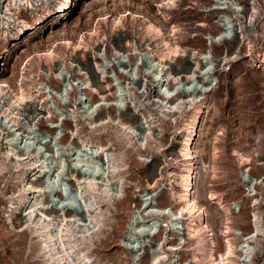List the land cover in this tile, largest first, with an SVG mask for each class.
Masks as SVG:
<instances>
[{"label": "rangeland", "instance_id": "1", "mask_svg": "<svg viewBox=\"0 0 264 264\" xmlns=\"http://www.w3.org/2000/svg\"><path fill=\"white\" fill-rule=\"evenodd\" d=\"M11 1L14 0H5L4 3L13 8ZM23 1H16L20 6L12 13V21L0 19V80L8 81L14 93L17 92L20 81L23 87L41 82L45 91L49 89L56 92L58 83L52 79L47 80L48 77L43 75L37 77L38 69L43 67L45 60L38 57L31 60L29 58L36 51L43 54L45 49L52 48L64 38L76 44L81 36L84 42L78 51L59 44L54 52L65 58L66 62L68 59L69 62L73 61L78 54L84 55L83 62L79 61L83 66L94 62L93 52L96 53L98 48L102 51L105 47L107 60H96L109 69V78L106 79L109 85L104 82L101 84L102 94L109 98L110 93L114 91L112 84L115 83L124 86L126 90L128 88L131 93L138 87H141V90L145 87L147 90L143 95H138L136 101H139L137 106L140 112L148 116L151 129L149 132L137 130V137L132 139L134 136L117 124L123 122L132 126L138 120V115L130 113L129 106H125L123 110L100 106L92 118H82L80 111H85L86 106L91 110V104L96 105L99 97L95 93L84 94V90L78 92L84 87L83 78L86 76L79 78L74 75L76 71L69 68V82L76 83L72 86L69 97L79 111L74 109V114L69 112V121H62L61 127L64 131L57 140L61 145H66L69 143V133L76 130L77 139L84 137L90 141L91 150L87 151L90 157L94 155L99 144L106 149H112L122 169L121 175L134 192L133 202L128 209L120 212L101 199L105 220L102 230L106 236L115 231L109 245L102 248L89 246L86 252L91 257V262L105 264L107 259L111 258L107 264H131L126 255L127 251L120 245V240L124 238L129 218H132L138 223L137 226L148 221L156 225L152 229L143 226L148 232L151 230L150 233L155 232L157 235L156 241H151L153 247L148 246L144 252V264H148L155 251L164 252L165 257L161 264H207L206 258L210 249L217 257L223 253L227 240L234 251L227 261L231 264H242L244 255L240 249L244 245L243 241L254 232L253 215L259 213L264 218V0H233L242 7L240 14L227 9H215V1L220 0H178L175 6L167 10L157 6L161 0H124L122 4H114L112 1L102 3L100 0H28L21 5L19 2ZM1 2L2 0L0 15L4 17L1 13ZM253 4L256 7L252 25L254 32H249L244 39L237 33L233 40H225L219 44L212 41L219 32L218 23L225 15L235 18L237 23H243L245 18L253 13ZM161 11H165L168 17L163 18ZM120 15L125 17L122 24L116 27L113 23ZM103 17L105 21L100 19ZM147 22L158 27L163 36L152 37L146 29ZM62 31L64 35H61ZM119 34L130 42L135 41L139 48L128 57L124 53L122 61L125 66L120 64L113 52L117 40L123 39ZM49 36L51 39L46 42ZM163 40L170 46L178 45L187 51L193 50L200 56L206 54L211 58V74H204L197 82L201 91L204 87L209 89L204 93L199 92L201 110L198 117L201 132L197 133L194 143L191 177L193 188L190 192V197L205 208L202 220L209 225V232L200 230L201 223L193 221L191 224L195 232L191 234L187 215L183 213L182 219L177 218V210L183 207V202L175 198L181 192V177L186 174L189 166V161L180 150L184 134L183 124L185 120H190L193 114L187 110L182 116L176 114L175 118H164L160 101L153 104L151 102L163 98L157 82L150 75L152 65L149 59V64H146L145 58L148 56V49L153 48L158 50V60L168 61L166 56H162L164 53L159 52L164 48ZM122 44L125 46V43ZM126 49H131V46L124 47L122 51ZM125 71L134 72L133 76L129 79L123 73ZM204 71L205 69L202 72ZM206 77H209V80L205 84ZM79 94L84 97L82 103H79L82 98ZM41 95L44 97V94ZM147 95L151 98L146 105L147 98H144ZM56 105L60 106L57 102ZM98 116L105 119V122L102 125H99V122L94 123L96 127L90 129L88 122H94ZM2 121L3 116L0 114V124H3ZM59 129L60 126L57 130ZM2 141L0 138V142ZM141 141H145V145L140 149L138 146ZM2 146L4 145H0V148ZM19 146H24L23 141ZM68 150L58 148L47 152L50 155L48 161L53 165L52 170L56 169L53 162L55 157L62 156L69 160ZM139 152L145 153L148 158L139 156ZM101 158H104V154ZM33 168L35 167L32 166L22 175L14 172L15 169L11 166L0 172V177L6 173L2 184L0 179V264H49L39 251L41 244L37 241L36 234L30 231L33 228L22 226L15 230L9 217L15 210L14 207L19 206L18 199H14L19 194L17 179L23 180L22 184L27 183L31 179L32 171L37 170ZM64 170L59 174V182L65 184V191H62L63 187L59 183H49L45 192L39 196L33 194V197L29 189L27 192L31 194L23 200L17 213L30 205L34 198H38L41 205L47 204L48 210L56 208L61 216L79 209V206H73L70 202L71 199L79 200L75 191L79 186L74 181L65 180L69 171L66 167ZM154 172L157 173L156 188L148 194L145 190L146 182ZM73 173L76 174L75 171ZM48 175H42L39 180L48 183ZM170 183L172 185H169ZM171 189L175 192L174 196L170 194ZM46 190L50 191V196ZM157 207H167L168 214L161 217L152 216L151 211L158 209ZM24 213L23 211L22 214ZM113 216L117 218L110 219ZM137 226L133 230L135 233L132 231L136 241L145 235V231L139 232ZM226 227L229 228L228 233ZM166 237L168 240H165ZM250 241L248 254L251 257L248 264H264V230ZM170 244L173 245L172 249Z\"/></svg>", "mask_w": 264, "mask_h": 264}, {"label": "bare ground", "instance_id": "2", "mask_svg": "<svg viewBox=\"0 0 264 264\" xmlns=\"http://www.w3.org/2000/svg\"><path fill=\"white\" fill-rule=\"evenodd\" d=\"M4 1L2 0L1 2V13H3L4 17H1L0 15V19L2 21H7L9 19L12 21V13L16 8L19 9L20 5H17V0H14L13 2L11 1V3H13V8H10V4L7 5ZM26 1L28 2V0H24L19 3L24 5L23 3H26ZM109 1H112L114 4H117V2L118 4H122L124 2V0H100L102 3H107ZM177 1L178 0H161L159 4H156L159 8L167 10L175 6ZM214 8L227 9L238 14H240L242 10V7L238 6L233 0L215 1ZM252 10L253 13L251 12L250 16L248 18L246 17L243 23H237L234 20L235 18L232 19L230 16L225 15L218 23L220 29L212 38V41L219 44L225 40H233L237 33L241 34L243 37L242 39H244L249 35V32H254L252 29L254 14H256V7L254 4ZM128 14L130 15L132 13ZM160 14H162L163 18L168 17V14L165 11H161ZM132 16L136 17L133 14ZM124 17L125 15H120L114 20L113 24L118 27L122 24ZM100 19L105 21V17ZM146 25V29L152 34V37L163 36L162 31L158 27L151 23L148 24V22ZM120 31L121 30H119V32ZM94 32L97 31L94 30ZM61 35H64L63 31L61 32ZM119 35V37H123V39L117 40L116 45L113 47V52L115 58L120 60V64L124 65L125 62L122 61L124 53L128 57V55L132 52L135 53L139 48L135 41L130 42V40H127L122 34ZM50 39L51 36L47 38L46 42ZM83 42L84 40L82 36L76 44H72L70 40L64 38L61 42H57L53 45L52 48L49 47L45 49L43 54L33 51L34 54L31 56L28 55L30 56L29 60L34 57L45 60L43 67L40 70L38 69L39 74L37 77L43 75L44 77H48L47 80L51 81L52 79L58 83L56 92H51L49 89L45 91L44 87L41 86L44 84L41 82L33 83L32 81L33 84L31 86L23 87L20 81L17 92L14 93L11 86L8 84V81L5 79L0 80V114L3 116V124H0V138L1 141H5L0 142V145L5 146L0 148V172L11 166L15 169L14 172L22 175L25 171L30 170L32 166L37 168L36 171H32L31 179H29L27 183L22 184L23 180L20 178L17 179L19 182V194L14 197V199H18L19 206L16 205L14 207L15 210H13V213H11L9 217L15 230L22 226L33 228L30 231L36 234L35 237L41 244L39 251L49 264H94L93 261L91 262V257L87 254L86 250L89 246L102 248L109 245L108 243L113 239V233L115 231L114 230L106 236L105 232L102 230L105 226L103 223L105 220L102 213L104 205L100 204L101 199H103L106 204L111 205L115 211L120 212L121 210L128 209L129 205L133 202L134 195V192H132L133 188L126 184L125 179L121 175L122 169L119 167L117 163L118 158L112 149H106L105 146L99 144L94 151V155L90 157V155L87 154V151L91 150L90 141L84 137L77 139L76 130L69 133L70 139L69 143L66 145H61L57 140L61 135V132L64 131L61 127L62 121H69V112L74 114L75 110L79 111V108L75 107V103H72L69 97L72 86H75L76 84H71L69 82L71 78L69 68H73L76 71L74 72V75L79 78L86 76L85 79L83 78L82 85H84V87H81L78 92L84 90V94L87 92L95 93L99 97L96 105L95 103L91 104V110H88V107L86 106L85 111H80V115L83 119L88 117L92 118V115L96 113L100 106H104L105 108L115 107L117 110H123L125 106H129L131 109L130 113L138 115L139 118L132 126L126 125V123L123 122H117L119 127L134 136L132 139L138 134L137 130L139 132H149L151 129L150 121L147 120L148 116L140 112V109L137 106L139 101H136L138 95L141 96L143 93L147 92L145 87L143 90H141V87H138L134 93H131L128 88L126 90L124 86L121 87L119 83H115L112 84L111 88H113L114 91L110 93L109 98L102 94L103 89L101 90V84L103 82L107 83L106 79L109 78V69L108 67H103L102 63H99L96 60L101 58L107 60L105 47L102 51L99 48L96 53L94 51L93 54L95 61L88 64L83 63L85 64L83 66L79 61L83 62L84 55L78 54L73 61L69 62L68 59V62H66L65 58L60 55L58 56L56 52H54V49L59 44L67 49L71 48L72 50L78 51L79 48H82L80 45ZM122 43H125V46H123ZM162 43L164 48L159 52H163L164 54H162V56H166L168 61L165 60V62H163L158 60L156 57L158 50L153 48L148 49V56L145 58L146 64H149L147 60L149 59V62L152 65L150 75L157 82L158 90L163 98L161 100L154 99L151 102L153 104V102L158 103L160 101V108L162 109V115L164 118L169 117V119H172L170 117H174L176 114L182 116L187 110H190L193 114L191 119L185 120V123L183 124L184 134L181 139L180 150L182 151L183 156L189 161V166L187 167L186 174L181 177V192L176 198L174 197L175 200L183 202V207L177 210L178 216L177 213H175V217L177 216V218L179 217V219H182L184 215H187L186 220L190 223L191 234L195 232V228L192 227L191 224L193 221L201 223L199 226L200 230L209 232V225L202 220V217L206 212L205 208L199 205L194 198L190 197V192L193 188L191 177L193 174L192 168L194 166L193 161L195 155L194 143L197 135L201 132L200 120L198 117L201 110L199 92L204 93L209 89L204 87L201 91V87H199L197 82L200 78H203L204 74H211V58L206 54L200 56L193 50L187 51L178 45L170 46L165 40H163ZM126 46H131V49L122 51ZM204 69L205 71L202 72ZM123 73L130 79L134 72L128 73L125 71ZM208 80L209 77H206V80L204 81L205 84ZM107 85L109 84L107 83ZM34 92H36V94H34ZM47 92L53 95H49ZM127 92L129 93L127 94ZM41 94H44V97ZM79 95L82 97L81 94ZM131 96L133 99H131ZM150 98L151 97H148V95L144 98L146 99L145 101H147L145 103L146 105L150 101ZM83 99L84 97L80 98L79 103L84 101ZM56 102L60 106H57ZM108 120H110V117H108ZM98 122L99 125H102V123L105 122V119L98 116L94 122H88V127L93 129L96 127V124L94 123ZM47 123L52 125L48 126ZM58 126H60L59 130H57ZM63 133L62 136L65 135V132ZM22 141L24 146L21 148L19 145ZM144 145L145 141H141L138 147L141 149ZM58 148H65V150L69 149V160L62 156L55 157L56 160L53 162L56 169L53 168L54 170H52L51 168L53 165L51 166L48 161L50 155L47 154V152H53V149ZM102 154H104V158H101ZM57 155L59 156V154ZM87 155L89 157H87ZM139 156L144 157L145 159L148 158L145 153H140ZM71 157L73 158L71 159ZM103 159L105 162H103ZM71 160L74 162L72 163ZM142 161H144V159ZM105 163L106 167H104ZM65 167L66 170L69 171L66 174L67 178H65V180L74 181L79 186L75 189L79 196V200L71 199L70 201L71 205L79 206V209L76 208L77 210L75 209L74 211L61 216L58 214L59 212L57 213L56 208L48 210L47 204L41 205L38 198H34L30 205L17 213L23 200L26 199L28 195L31 193L33 197L35 195H41V193L45 192V189L48 188L49 183H59V185L63 187L62 191H65V184L59 182V174L65 169ZM74 171L76 174L73 173ZM5 174L0 177L2 180L1 184L3 179H5ZM46 174L50 175H48L49 177L47 178L48 183L39 180L42 175L45 176ZM156 177L157 173H151L146 182L145 190L148 191V194L153 192L156 188ZM115 179H117V181ZM169 185H172V183ZM134 186L138 187L136 184H134ZM29 189L31 190V193L27 192ZM46 192L50 196V191L46 190ZM0 193H2L1 188ZM170 194L171 196H174L175 192L171 189ZM97 197H100V199H97ZM210 197H212V194ZM157 208L158 209H153L151 211V213H153L152 216L154 217H161L169 212L166 210L167 207ZM23 211L25 212L24 214H22ZM116 218L117 217L113 216L110 219L115 220ZM253 218L254 232L243 241L244 245L240 249L244 255L242 264H248L250 261L251 256L248 254L250 251V240L257 238L262 229L264 230V218L262 214L259 215V213H254ZM129 219L124 238L120 240V245L127 251L126 255H128L131 264H144V252L147 250L148 246L153 247L151 241L152 239L156 241L157 237L155 232L150 233L151 230L148 232V229L149 227L151 229L155 228L156 225H154V222L149 223L148 221L145 224L141 223L140 226H137L138 223L136 224L134 219ZM135 226L139 227V232L145 231V235L138 241L135 240L136 238L133 239V230ZM143 226H148V229L143 228ZM226 230V233H228L229 228L226 227ZM165 240H168V238L166 237ZM170 247L172 249L173 245L170 244ZM212 251L213 250L210 249L209 255L206 258L207 264H231V262L227 260L233 256L234 251L232 250V245L229 240L225 243L223 253L219 254L217 257ZM163 254L164 252L155 251L151 255L148 264H161L165 257ZM33 255L34 254H31V256ZM110 259L111 258H108L107 262ZM107 262L105 264H107ZM179 264L187 263L184 262Z\"/></svg>", "mask_w": 264, "mask_h": 264}]
</instances>
